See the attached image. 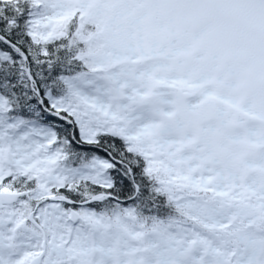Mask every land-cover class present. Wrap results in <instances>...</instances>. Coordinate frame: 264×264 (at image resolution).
Listing matches in <instances>:
<instances>
[{
	"label": "snow or ice",
	"instance_id": "6c2138e0",
	"mask_svg": "<svg viewBox=\"0 0 264 264\" xmlns=\"http://www.w3.org/2000/svg\"><path fill=\"white\" fill-rule=\"evenodd\" d=\"M0 264H264V0H0Z\"/></svg>",
	"mask_w": 264,
	"mask_h": 264
}]
</instances>
